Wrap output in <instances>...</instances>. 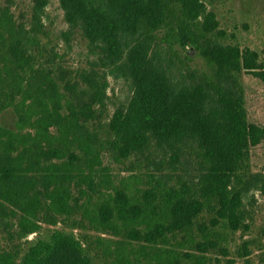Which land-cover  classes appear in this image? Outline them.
Listing matches in <instances>:
<instances>
[{
    "label": "trees",
    "instance_id": "16d2710c",
    "mask_svg": "<svg viewBox=\"0 0 264 264\" xmlns=\"http://www.w3.org/2000/svg\"><path fill=\"white\" fill-rule=\"evenodd\" d=\"M57 1L99 56L102 74L86 79L91 101L102 106L108 74L130 93L96 137L91 103L59 92L35 40L0 9V264H205L216 249L226 255L219 229L246 231L243 199L264 193V173L248 165L264 127L247 120L241 84L246 74L264 83L257 52L231 43L201 0ZM173 47L183 52L177 62ZM103 154L151 166L144 189L114 185Z\"/></svg>",
    "mask_w": 264,
    "mask_h": 264
},
{
    "label": "rangeland",
    "instance_id": "374dc122",
    "mask_svg": "<svg viewBox=\"0 0 264 264\" xmlns=\"http://www.w3.org/2000/svg\"><path fill=\"white\" fill-rule=\"evenodd\" d=\"M201 1L207 10L215 14L219 27L227 36L232 37L231 43L257 52L259 61L264 66V0ZM0 9L5 11L15 26L30 33L31 46L33 39L35 40L37 47L35 45L34 49H40L41 60H48L53 66L55 74L51 76L59 92L74 104L91 103L96 121L90 127L95 130L96 137L101 140L105 138L104 125L113 109L125 103L129 96L127 83L121 79H113L106 71L108 75L104 80L102 106L96 100L91 101L93 88L89 87L86 79H93L94 72L102 74L99 56L78 29L67 26L57 0H0ZM162 46L167 48L169 44L163 42ZM173 50V61L183 58L181 49L173 47ZM187 62L193 68L206 69L200 58ZM241 84L247 120L264 127V83L246 74L241 77ZM1 119L6 126L11 127L15 117L11 111H7ZM92 141L93 139L88 143L91 144ZM101 161L111 173L113 184L118 185L122 180L129 184L133 193L137 189H144L143 172L152 170L151 166L146 169L145 165L133 158L115 162L111 155L103 154ZM248 165L251 171L264 173V143L251 149ZM243 215L248 229L230 233L226 226L220 228L219 231L226 239L223 246L227 254L222 255L217 249L207 253L205 264H264V193L251 191L246 195L243 199ZM207 217L204 215L205 219ZM31 237L32 235L29 239ZM242 245L246 246L247 251L240 249Z\"/></svg>",
    "mask_w": 264,
    "mask_h": 264
}]
</instances>
